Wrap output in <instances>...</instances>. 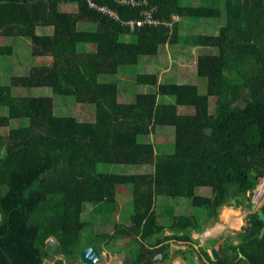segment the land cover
Returning <instances> with one entry per match:
<instances>
[{
    "label": "trees",
    "instance_id": "16d2710c",
    "mask_svg": "<svg viewBox=\"0 0 264 264\" xmlns=\"http://www.w3.org/2000/svg\"><path fill=\"white\" fill-rule=\"evenodd\" d=\"M93 1L115 11L120 20L91 8L88 0H0V38H29L33 57L52 58L28 75L13 77L11 86H0V107L8 110L0 115V128H9L6 145L0 143L5 150L0 156V246L13 264H45L55 255L61 258L54 264H76L72 257L87 247L81 246L89 224L83 219L87 205L98 216L113 214L122 186L132 188L130 224L115 225L112 234L94 238L108 246L129 239L131 264H155L159 253L168 258V246L149 248L166 238L159 237L167 229L174 232L173 239L197 242L193 231H204L202 221L216 222L223 206H245L253 191L254 202L264 204V0H200L198 6L152 0L161 24L134 29L125 23L139 19L140 8L117 0ZM64 5H74L77 12L63 10ZM183 18L224 19L217 34L184 39L214 51L196 58L206 93L195 84L140 74L136 83L156 91L120 102L118 84L100 82V76L117 74L142 56H157L161 47L178 44ZM80 22L91 27L79 29ZM38 27L53 32L38 35ZM82 45L93 48L83 50ZM12 54L11 45H0V57ZM12 87H49L54 94L74 96L95 107V121L56 116L52 97H15ZM167 96L174 102L161 101ZM210 98L215 99L213 112ZM13 120L27 122L12 127ZM163 126L175 129L170 154H159L151 141L140 140ZM100 164L141 166L148 172H99ZM198 188L209 192L197 194ZM161 197L188 199L206 217L172 214L167 227L162 221L169 210L157 211ZM258 216L249 215L240 242H228L218 261L201 248V264H264ZM51 238L59 243L55 252ZM175 255L190 259L187 252ZM0 264H9L1 250Z\"/></svg>",
    "mask_w": 264,
    "mask_h": 264
},
{
    "label": "rangeland",
    "instance_id": "374dc122",
    "mask_svg": "<svg viewBox=\"0 0 264 264\" xmlns=\"http://www.w3.org/2000/svg\"><path fill=\"white\" fill-rule=\"evenodd\" d=\"M204 2V1H202ZM200 0H182L183 4H190L198 6L202 3ZM63 10L75 13L77 9L74 5H64ZM224 23V19H197V18H183L181 21L180 36L182 40L178 44L166 45L160 48L157 56L144 57L142 56L139 63L134 66H123L119 72L114 75L100 76V82H112L119 86V101L122 103H131L135 96L139 93L155 92L156 87L136 83V77L140 74H158L159 80L168 83L179 84H195L199 87L200 93H206L205 78L198 77L196 73V58L200 55L214 53L210 48H199L188 45L184 42L186 37L203 34L214 35L219 31L220 26ZM91 27L90 23H79V29H88ZM53 28L38 27L36 33L38 35L51 34ZM0 45H11L13 47L12 55H5L0 57V86H11V80L15 76L28 75L33 67L50 64L51 57H33L32 56V42L26 37H2L0 38ZM83 50L92 49L90 45H82ZM12 93L15 97H52L54 101V114L56 116H73L78 120L85 122L95 121V107L91 104L80 103L74 96H63L54 94L49 87H35V88H16L12 87ZM162 102H174L173 97H161ZM215 106V99L210 98V109L213 112ZM8 113L7 107H0V115ZM27 120H13L11 126H18ZM9 133V128H0L1 142L5 141ZM141 141H151L159 154H170L174 151L175 129L171 126L158 127L156 133L150 137L142 136ZM7 141L4 142L6 145ZM1 151H3L1 153ZM5 150L0 149V156L4 155ZM141 166H127V165H107L100 164L98 166L99 172H109L118 174H135L142 172ZM261 184V183H259ZM260 186V185H259ZM259 186L256 190L259 189ZM197 194L208 193V189L198 188ZM254 193H249L251 201H245V206L235 207L223 206L216 222L206 224L202 221V226L205 231L193 232V238L205 249L214 247L219 249L220 256H223L227 249V243L238 244L240 242L239 233L248 224V217L251 214V208L248 207V202L252 205L254 202ZM117 208L111 214L98 216L94 214V206L87 205V211L83 214V219L87 221L88 227L82 232L81 246H100L101 242L96 238L97 232L112 234L115 225H129L130 218L134 213L133 194L130 186L119 187L117 192ZM258 206L264 204L257 203ZM169 210L170 216L163 218L162 223L169 227L171 225L172 217L178 215L197 216L199 219H205L206 214L201 209L191 205V202L185 198H158L157 211L164 213ZM225 228V230H224ZM242 230V231H241ZM222 231V232H221ZM169 235V231L166 232ZM207 237V238H206ZM209 239V242H208ZM215 239V240H213ZM226 239V241H224ZM129 242L125 244L124 242ZM118 240L108 245H103V255L105 257L102 264H123L124 259L130 252V241ZM124 243V244H123ZM183 244L174 241L171 246L170 258L164 264H189L187 261L182 262L181 257L175 255V251ZM190 245V244H189ZM100 249V247H99ZM135 249V244L133 250ZM61 258L60 255H55L50 264ZM79 263V257L76 255L72 257ZM196 264H201V256L197 254L194 258ZM162 264V262L158 263Z\"/></svg>",
    "mask_w": 264,
    "mask_h": 264
},
{
    "label": "built area",
    "instance_id": "2783aa9c",
    "mask_svg": "<svg viewBox=\"0 0 264 264\" xmlns=\"http://www.w3.org/2000/svg\"><path fill=\"white\" fill-rule=\"evenodd\" d=\"M119 5L123 6H130L133 8H140L141 17L139 19H130L125 24L134 29L135 27H142V26H157L161 24V21L155 18V13L158 10V7L156 5H152V0H117ZM89 6L93 9H97L100 12L116 19L120 20L118 14L113 11L112 9L106 7V6H99L96 2L93 0H88ZM151 5V6H150ZM174 22H177L179 20L178 16L173 17ZM165 24L168 25V23L165 22ZM171 27V25H168Z\"/></svg>",
    "mask_w": 264,
    "mask_h": 264
},
{
    "label": "flooded vegetation",
    "instance_id": "af4514ba",
    "mask_svg": "<svg viewBox=\"0 0 264 264\" xmlns=\"http://www.w3.org/2000/svg\"><path fill=\"white\" fill-rule=\"evenodd\" d=\"M128 226V225H127ZM167 231H169V235H167ZM205 231V230H204ZM194 232V231H193ZM96 234H100V235H102V234H109V233H99V232H97ZM173 234H174V232L172 231V230H169V229H167V230H165V232H164V236L162 235V236H160L159 238L160 239H163L164 237H166L165 239H163L159 244H155L153 247H151V246H149V248L150 249H152L153 251L154 250H156V249H158V248H163V247H169V253H168V255H169V257L168 258H164L163 257V254H161V253H159L157 256H156V259H158V260H160V261H158V262H156L155 264H158V263H160V262H162V264H164V262H166L169 258H170V251H171V246L173 245V243H174V241L175 242H177V243H179V244H183V245H181L180 246V248H178L176 251H175V253L178 251H180V252H182L183 254L185 253L186 254V252L189 254V256H190V259L188 260V259H185V258H183V256H180L181 257V260H182V262H188L189 264H190V260H195L194 258L197 256V254L198 255H200L201 256V248H204V247H202L201 245H200V247H198V245L199 244H196V242H189V241H181V240H177V239H173V238H171L172 236H173ZM193 234V233H192ZM168 237V238H167ZM192 238H193V235H192ZM207 238V237H206ZM194 239V238H193ZM123 240V239H122ZM126 239H124V241H125ZM129 240V239H128ZM195 240V239H194ZM213 240H215V239H213ZM53 243H54V239L53 240H51ZM100 241V240H99ZM224 241H226V239H224ZM101 242V244H100V248L102 249V251H99V248L98 247H95V248H97L98 249V251L99 252H101L102 254H103V245H107L108 244V242L107 241H105V240H101L100 241ZM128 242V241H127ZM126 241L124 242L125 244L127 243ZM208 242H209V239H208ZM123 243V244H124ZM190 244V245H189ZM216 245V243L214 244V246ZM88 247H94V246H87V247H85V248H88ZM216 247V246H215ZM205 249V248H204ZM133 251H135V249L133 250ZM207 251H208V249H207ZM128 253H130V252H128ZM220 254V253H219ZM211 256V255H210ZM221 257V256H220ZM104 259H105V257H104V255H103V257H102V260H101V262H100V264H102V262L104 261ZM132 260H133V258H132V256H129V254H128V256H126L125 257V259H124V263L123 264H131V262H132ZM201 260H202V256H201ZM146 262V259H144L143 260V263H145ZM55 263V262H54ZM79 263H81V264H83L81 261H80V256H79ZM202 263V262H201Z\"/></svg>",
    "mask_w": 264,
    "mask_h": 264
},
{
    "label": "water",
    "instance_id": "95a60500",
    "mask_svg": "<svg viewBox=\"0 0 264 264\" xmlns=\"http://www.w3.org/2000/svg\"><path fill=\"white\" fill-rule=\"evenodd\" d=\"M263 179H261L260 183L262 182ZM259 185L260 184H258V186ZM261 207H262V205L258 206L257 202H253V204L251 206V211H252L251 214L258 212V214H259L258 218L260 221L263 222V227L260 231V238H263L264 237V212H263ZM51 240H53V238H51ZM58 248H59V243L57 241H54V243L51 247V251L55 252ZM0 250L7 257L9 264H13V260L8 255V253L3 249L2 246H0ZM210 255L214 261H218L220 259L219 249L216 248L215 246L212 247L210 249ZM240 256H243V255L241 254ZM102 257H103V254L101 252H99L98 249L95 247L84 248L80 252V261L83 264H100ZM45 264H50V261L46 260ZM190 264H196V261L192 259V260H190Z\"/></svg>",
    "mask_w": 264,
    "mask_h": 264
},
{
    "label": "crops",
    "instance_id": "0c3cea01",
    "mask_svg": "<svg viewBox=\"0 0 264 264\" xmlns=\"http://www.w3.org/2000/svg\"><path fill=\"white\" fill-rule=\"evenodd\" d=\"M143 169H142V172L141 173H145V172H148V170H146V169H148L147 167H142ZM225 229V228H224Z\"/></svg>",
    "mask_w": 264,
    "mask_h": 264
},
{
    "label": "bare ground",
    "instance_id": "6f19581e",
    "mask_svg": "<svg viewBox=\"0 0 264 264\" xmlns=\"http://www.w3.org/2000/svg\"><path fill=\"white\" fill-rule=\"evenodd\" d=\"M258 205V204H257ZM225 230V229H224ZM222 232V231H221Z\"/></svg>",
    "mask_w": 264,
    "mask_h": 264
}]
</instances>
